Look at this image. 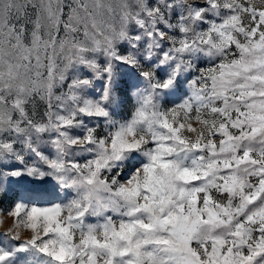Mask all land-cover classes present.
<instances>
[{"label": "snow or ice", "instance_id": "6c2138e0", "mask_svg": "<svg viewBox=\"0 0 264 264\" xmlns=\"http://www.w3.org/2000/svg\"><path fill=\"white\" fill-rule=\"evenodd\" d=\"M0 264H264V0H0Z\"/></svg>", "mask_w": 264, "mask_h": 264}, {"label": "rangeland", "instance_id": "374dc122", "mask_svg": "<svg viewBox=\"0 0 264 264\" xmlns=\"http://www.w3.org/2000/svg\"><path fill=\"white\" fill-rule=\"evenodd\" d=\"M4 199H7V198H4Z\"/></svg>", "mask_w": 264, "mask_h": 264}]
</instances>
